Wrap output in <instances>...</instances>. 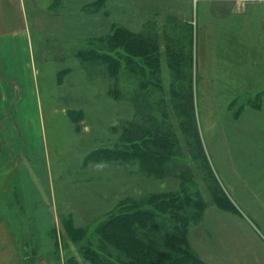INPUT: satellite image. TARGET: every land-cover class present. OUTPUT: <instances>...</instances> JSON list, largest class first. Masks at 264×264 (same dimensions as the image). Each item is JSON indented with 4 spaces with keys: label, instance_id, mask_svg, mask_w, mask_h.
Returning <instances> with one entry per match:
<instances>
[{
    "label": "rangeland",
    "instance_id": "obj_1",
    "mask_svg": "<svg viewBox=\"0 0 264 264\" xmlns=\"http://www.w3.org/2000/svg\"><path fill=\"white\" fill-rule=\"evenodd\" d=\"M54 1L25 0L28 20L35 32L32 58L38 71H49L51 65L82 66L73 72L75 87L69 86L60 95L65 102L55 104L84 109L85 129L76 132L66 115L60 121L59 114L51 119L48 108L52 105L46 99L47 107L42 91L46 133H37L36 123L34 140L32 133L31 140L25 139L28 126L15 123L11 117V126L19 133L20 141L16 143L17 156L6 163L10 153L1 132L7 113L2 112L5 108L0 109V264H65L71 254L87 264L83 246L88 241L94 246L99 244L98 222L114 210L118 199L129 196L142 200L150 194L176 193L182 185L189 192L199 191L207 201L202 210L193 201L183 203L188 209L187 218L195 209V218L191 213L188 218V240L191 251L202 262L264 264V118L254 121L253 116H246L255 110L248 101L258 104L264 89V1L105 0L101 6L94 3L102 0ZM190 2L194 10L191 18L184 11ZM175 7L179 15L172 12ZM93 11L96 13L91 14ZM104 12L108 21L118 15L120 25L141 31L158 43L163 60L162 90L168 93L165 101H159L158 95L153 96V103L134 100L137 83L125 65L121 86L132 100L115 101L107 95L105 66L99 62L80 64L77 51L86 49L88 42L85 36L70 37L78 33L84 20L101 21ZM71 24L75 31L73 27L69 29ZM192 33L197 69L195 107L206 156L204 168L194 162L192 151L185 144L179 129L182 120L174 114L170 93L174 77L167 57L179 47L184 52L181 58L187 63ZM3 77L6 78L0 69V78ZM153 88L158 89L155 85ZM240 107L245 108L241 119L235 117ZM150 108L155 122L162 121L163 112H167L180 142L166 173L151 177L137 164L118 167L91 163L84 167L86 153L101 141H91L90 136L96 132L108 136L107 123L125 113L130 117L138 113V121L146 122L145 114ZM29 144L35 150L31 151ZM207 178H216L222 187L224 205L214 201ZM74 181H80L79 187L72 185ZM72 214L76 225L89 229L79 241H74L65 229L64 219ZM173 223L170 216H158V228L153 230L159 242ZM54 228L61 241L59 251Z\"/></svg>",
    "mask_w": 264,
    "mask_h": 264
},
{
    "label": "trees",
    "instance_id": "obj_2",
    "mask_svg": "<svg viewBox=\"0 0 264 264\" xmlns=\"http://www.w3.org/2000/svg\"><path fill=\"white\" fill-rule=\"evenodd\" d=\"M58 1L55 0L54 2L57 4ZM103 2L105 0L97 1L94 4L101 6ZM100 8L104 9L105 6ZM184 11L189 13L190 18L194 16L192 2H190L188 10ZM172 12L179 15L176 7L175 10L172 9ZM95 13L96 11L91 12V14ZM117 16L111 22L105 18L104 12L101 21L87 20L88 23H86L84 20L83 26H77L79 28L78 33H73L70 38L78 39L85 36L88 46L86 49H79L76 58H79L81 65L82 62L83 64L99 62L105 66L107 69L106 79L109 82L107 95L115 101L132 100L127 97L126 90L121 86L124 65L130 70V77L137 83L133 92L134 100L144 99L154 102L155 97L153 96L158 95L159 101H165V96L168 93L162 90L163 60L160 46L143 32L132 31L128 26L120 25L118 23L120 19ZM108 25L109 29H107ZM72 27L75 31L76 27L72 24L69 29ZM92 28L93 30H91ZM189 47L187 63L185 59L181 58L184 52L179 47L173 49L167 57L169 67L174 71H172L174 79L170 93L175 108L174 114L182 120L179 129L184 135L185 144L192 151L194 162L200 168H204L203 162L206 156L195 107L196 91H194V86L197 80L195 76L197 69H194L196 49L194 48L193 33ZM70 59L71 57L68 60ZM57 69V81L62 84L75 70L82 69V66L79 67L76 64L58 65ZM154 85L160 90L154 89ZM259 99L258 104L249 100V107L259 109L261 107V95ZM134 100L133 102H135ZM152 105L150 106L152 107ZM152 108L145 114L147 125L146 122L138 121V113L132 117L125 113L124 117L118 116L113 121L108 122L109 135H99L93 139L95 142L101 141H99L98 146L86 153L84 167L89 163L113 164L118 167L137 164L143 172L151 177H161L166 173L169 170L168 164L174 158L173 150L180 142L167 112H163L162 121L156 120L155 122V117L151 113ZM244 109L240 107L235 117L240 118ZM86 115L87 113L82 108L69 109L68 116L77 132L83 131V120ZM120 115L122 114L120 113ZM2 144L3 141L0 137V148H2ZM212 179L207 178V187H209L217 205H224L221 204L226 200L222 196L224 191L216 178ZM79 182L74 181L72 185L75 188L79 187L77 184ZM189 183L190 185L193 184L192 178H190ZM187 190V187L182 185L176 193L150 194L142 200L129 198V196L118 199L114 210L98 222L96 230L100 235L99 244L94 246L91 241H88L83 246L84 261L87 264H205L196 253L191 251L188 240L190 229L188 218L191 217V214L195 218V209L190 205L194 211H190L188 213L190 217L187 218L185 213L188 209L183 203L187 200L193 201L202 210L207 201L202 199L199 191L192 193ZM158 216H170L174 222L172 227L164 232L161 242L153 230V228H158L156 224ZM64 224L66 231L74 241L83 239L89 230L87 229L88 226L85 228L76 225L73 214L64 219ZM53 230L55 247L59 251L61 241L58 239L55 228ZM108 245L112 247H108ZM120 254L124 255L125 258L121 259ZM65 264L85 263L80 262L75 255L71 254L66 258Z\"/></svg>",
    "mask_w": 264,
    "mask_h": 264
},
{
    "label": "crops",
    "instance_id": "obj_3",
    "mask_svg": "<svg viewBox=\"0 0 264 264\" xmlns=\"http://www.w3.org/2000/svg\"><path fill=\"white\" fill-rule=\"evenodd\" d=\"M30 24L26 13L25 0H1L0 69L6 78H0V109L3 110L5 108L2 112L7 113V120H4L5 127L1 132L7 151L10 153V157L6 159V163L17 156L16 151L18 148H16V143L20 141L19 133L11 126V117L14 118L15 123L28 126L29 130L26 132L28 136L26 135L25 139L31 140L30 134L33 132L36 123L39 130L37 133L40 132L43 135L46 133L47 124L44 110L42 109L44 101V95L41 94L42 91L45 93V103L46 99H49L52 105L50 106L51 109L48 108L50 112L49 117L52 119L53 115L57 116L59 114L60 121L66 115L65 119L70 122L71 128L75 130L74 124L68 116L69 109L75 108L71 107L67 109L62 105L55 104L65 102L62 96L60 98V95H62L66 88L68 89L69 86L71 88L75 87V83H72L74 74H70L62 84H59L56 77L57 67L52 68L53 66H50L48 68L50 69L49 71H46L45 68L38 71L32 58L31 45L35 32L32 31ZM256 45L260 46V43H256ZM252 46L254 47V45ZM48 72L50 73L48 74ZM43 73L44 76H42ZM76 87L78 90L81 88L80 85ZM262 90L261 108L251 110L246 114V116H253L251 118L254 121H261L264 118V89ZM46 105L49 107V104L46 103ZM244 116L242 115L240 119ZM84 129L85 127H83ZM99 135L101 134L96 132L89 139L93 141ZM32 137L34 140V133H32ZM261 137H264V135ZM34 148L33 144H31V151ZM88 166H91V163L87 164L86 167Z\"/></svg>",
    "mask_w": 264,
    "mask_h": 264
},
{
    "label": "built area",
    "instance_id": "obj_4",
    "mask_svg": "<svg viewBox=\"0 0 264 264\" xmlns=\"http://www.w3.org/2000/svg\"><path fill=\"white\" fill-rule=\"evenodd\" d=\"M230 1H235V2H238V3H247V2L257 1V0H230Z\"/></svg>",
    "mask_w": 264,
    "mask_h": 264
}]
</instances>
